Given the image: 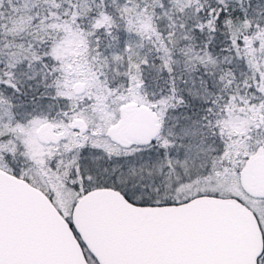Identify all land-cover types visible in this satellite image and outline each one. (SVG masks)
<instances>
[{
  "label": "snow or ice",
  "instance_id": "1",
  "mask_svg": "<svg viewBox=\"0 0 264 264\" xmlns=\"http://www.w3.org/2000/svg\"><path fill=\"white\" fill-rule=\"evenodd\" d=\"M0 264H264V0H0Z\"/></svg>",
  "mask_w": 264,
  "mask_h": 264
}]
</instances>
